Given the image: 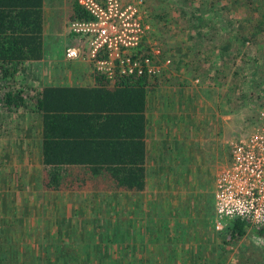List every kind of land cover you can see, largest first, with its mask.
<instances>
[{
	"label": "rangeland",
	"instance_id": "374dc122",
	"mask_svg": "<svg viewBox=\"0 0 264 264\" xmlns=\"http://www.w3.org/2000/svg\"><path fill=\"white\" fill-rule=\"evenodd\" d=\"M139 1L142 0H123V3ZM197 1L194 0V5ZM68 2L48 0L46 4L49 26L45 56L27 67L23 76L27 87L66 82V75L78 67L88 66L92 72L95 69L86 58L69 61L65 56L69 46L80 47L86 54L90 42L89 35L71 31ZM144 3L154 15L160 17L159 13L170 12V17L177 18V23L170 25L167 19L155 16L152 32L156 40L163 41L165 48L174 45V54L182 56L188 45L179 48L182 38L179 29L186 25L187 18L181 16L179 1L145 0ZM227 14L230 17L246 15L244 8ZM260 14L256 11L253 16L259 20ZM187 33L193 39L200 35V31L189 28ZM226 36L218 42L212 43V40L214 54L234 45ZM261 49L260 42L249 45L251 57L246 60L244 74L251 81L244 84L232 77L229 57H215L216 62L211 53L202 65L201 76L198 69L190 70L172 60V72L161 76L150 99L153 125L149 189L152 191H148L147 199L140 196L142 192L47 190L40 161V120L31 113H1L0 264H66L74 254L90 260V264H143L146 259L141 254L151 253L156 259L175 263L179 255L176 246L183 238L180 225L176 224L183 210L196 224L191 227L193 236L186 239L187 244L190 240L199 241L196 245L202 247L207 239L202 233L209 230L208 235H213L216 230L215 240L209 236L205 249L198 251L192 243L190 246L194 249L185 247V258L188 250H196V254L202 255L198 261H208L207 264H264V238L255 231L243 237L232 236L226 229L217 232L220 230L216 228L215 209L216 180L230 160L231 146L260 125L257 114L264 111V48ZM241 92L248 99L239 98ZM258 94L260 97L256 98ZM156 115L159 116L156 118ZM181 180L190 181L184 186L188 191L180 198ZM163 181L169 185H163ZM141 210H148V214ZM95 249L97 258L94 254L88 255Z\"/></svg>",
	"mask_w": 264,
	"mask_h": 264
},
{
	"label": "trees",
	"instance_id": "16d2710c",
	"mask_svg": "<svg viewBox=\"0 0 264 264\" xmlns=\"http://www.w3.org/2000/svg\"><path fill=\"white\" fill-rule=\"evenodd\" d=\"M178 1L181 16L187 18L186 25L179 29L182 38L178 45L182 49L188 45L180 57L174 54V45L165 48L163 41L156 40L157 36L152 32L155 16L167 19L170 25L176 24L177 18L170 17V12L159 13L160 17L154 15L155 12L152 13L142 0L147 10L145 21L150 28L139 41L137 57L142 61L151 57L162 66L160 72L149 74L146 69L144 74H124L116 69L110 77L94 67L91 84L49 83L27 87L23 77L27 67L42 61L45 56V0H0V114L31 113L40 120V161L47 190L69 192L74 188L97 193L133 194L147 190L151 174L148 112L161 76L172 72L171 64L164 65L166 59L200 72L211 53L216 62L215 57H229L232 77L240 84L251 81L244 74L246 60L251 57L250 44L260 42L261 50L264 48V0H198L196 5L194 0ZM71 8V23L93 19L76 0L72 1ZM241 8L245 9V16L230 17L227 14ZM256 11L261 12L259 20L253 16ZM188 28L200 31V35L193 39V35L187 33ZM186 36L190 37L184 40ZM224 36L235 43L216 55L211 42L213 39L212 43L218 42ZM154 47H159L160 55L154 53ZM169 52L171 56H168ZM97 58H107V54L99 53ZM91 64L93 67L94 63ZM239 98L248 99L243 92ZM36 128L34 123V135ZM137 210L140 211L139 207ZM226 226L232 236L243 237L255 231L264 238V227L258 229L241 218L227 221ZM95 251L88 255L94 254L97 258ZM80 258L74 254L66 264H90V260Z\"/></svg>",
	"mask_w": 264,
	"mask_h": 264
},
{
	"label": "built area",
	"instance_id": "2783aa9c",
	"mask_svg": "<svg viewBox=\"0 0 264 264\" xmlns=\"http://www.w3.org/2000/svg\"><path fill=\"white\" fill-rule=\"evenodd\" d=\"M93 17L91 21H73L71 31L89 35L88 52L69 46L66 58L73 61L86 58L112 77L116 69L124 74L160 72L162 66L151 57H137L139 41L150 28L145 21L143 2L123 3V0H76ZM145 10V11H144ZM156 55L161 54L154 47ZM105 52L107 58H97ZM166 59L164 65L171 64ZM260 125L247 137L231 146L230 160L216 180V228L225 230L227 221L244 219L253 227H264V111L257 114Z\"/></svg>",
	"mask_w": 264,
	"mask_h": 264
},
{
	"label": "crops",
	"instance_id": "0c3cea01",
	"mask_svg": "<svg viewBox=\"0 0 264 264\" xmlns=\"http://www.w3.org/2000/svg\"><path fill=\"white\" fill-rule=\"evenodd\" d=\"M72 1H74V0H69V2L68 3H70V6L69 7H67V10L69 11V16H70V14H71V12H72V8H71V6H72ZM50 2V1H49ZM46 4H48V0H45V8H46ZM69 19L68 20H70V17H68ZM48 21H49V19H48V14H46V11H45V22H46V27H45V32H47V26H49V23H48ZM71 22V21H70ZM66 46H68V45H66ZM65 46V47H66ZM88 63V62H87ZM90 64V63H89ZM86 67H88V66H83L82 68L81 67H78V68H76L75 70L73 69V71H71V73H68L67 75H66V77H65V80H66V82L65 81H63V83H60V84H63V85H66V84H81V85H86V84H91L92 83V81H93V75H92V69H90V67H88V70H85V68ZM56 79H54V81H55ZM55 83V82H54ZM150 108H151V106H149V112H148V119H149V133H148V145H149V149H150V152H151V142H150V130H151V125H153V118L152 119H150ZM159 115H156V118L158 117ZM156 119H155V123H156ZM163 123L165 122V119H163V121H162ZM153 135H154V133L152 132V140H153ZM150 154V153H149ZM149 158H150V156H149ZM187 181H190V180H181V182L180 183H178L179 185H181V187L178 189V195L180 196V198H181V195H182V197H183V195H185L186 194V192L188 191V190H186L185 188H184V186H185V184L187 185L188 183H187ZM164 181L162 182V184L164 185ZM165 184H167V185H169V183H165ZM183 186V187H182ZM148 191H152L151 189H149V185H148V188H147V190L146 191H144V192H142L141 194H140V196H144V198L145 199H147V195H148ZM163 191H164V189H163ZM154 192V191H153ZM171 193H173V192H169V194H171ZM156 194V193H155ZM151 195H153L154 196V194L152 193ZM163 198H164V196H163ZM148 199H153L152 197H150V198H148ZM167 200H168V198H167ZM166 200V202L167 203H165L166 205H168V201ZM146 203L148 204V202L146 201ZM182 212V216H181V218H180V220L178 221V223L176 224V225H180V230H181V233H182V236H183V238L181 239L182 241L180 242V244L178 245V246H176V249L179 247V249H177V251H178V253H179V255H178V261L177 262H175V263H173V262H169V261H167L166 259H161V258H155V254H153V253H151V254H146V255H144V254H141V258L142 257H144L146 260H145V262L143 263V264H207L208 263V261H198V260H200V258L202 257V255L200 254V252L199 253H197L196 254V250H200V248H204L205 249V247L207 246V240L208 239H210V237L209 236H212V238L215 240V236H214V233H216L215 231H213V235H208V233H209V230H206V231H204L203 233H202V235H206L207 236V239H206V241H205V243H203V246L202 247H200V244H199V246L198 245H196V243H198V242H195V241H193L192 242V240H190L189 242L190 243H192V247L194 246L195 248H196V250H193V252H191V250H188V252H187V257L185 258L184 257V255H185V250H186V248L185 247H187V249H194V248H191V246H190V243L189 244H187L188 242H185V241H187L186 239L189 237V236H193V233L191 232L192 231V229H191V227L192 226H194V225H196V224H194V222L192 221L191 222V219L190 218H188L189 217V215H188V213H186L184 210L183 211H181ZM148 214V210L145 212V215H147ZM217 219H218V217H217ZM174 221V220H173ZM172 221V222H173ZM214 221V220H213ZM197 225H199V224H197ZM159 226V225H158ZM200 226V225H199ZM214 228V227H213ZM211 229H212V227H211ZM215 229V228H214ZM169 230H170V225H169ZM188 230H189V232H188ZM222 231H224V230H222ZM222 231H217V232H222ZM190 232H191V234H190ZM193 232L195 233L196 232V230H193ZM197 233V232H196ZM199 233V232H198ZM197 233V234H198ZM149 240H146L145 242H148ZM148 244H150V243H148ZM151 245V244H150ZM197 246V247H196ZM143 247L145 248V246L143 245ZM153 246L151 245V248H152ZM213 248H214V245H213ZM213 254H214V252H213ZM138 255H137V257H139ZM210 256V255H209ZM214 261V260H213ZM210 263V262H209ZM129 264H130V262H129ZM137 264H141V263H137Z\"/></svg>",
	"mask_w": 264,
	"mask_h": 264
}]
</instances>
